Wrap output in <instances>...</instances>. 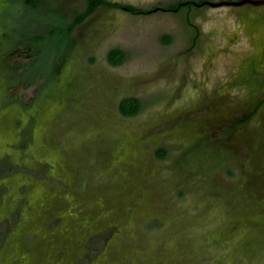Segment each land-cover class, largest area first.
Here are the masks:
<instances>
[{
	"label": "rangeland",
	"instance_id": "rangeland-1",
	"mask_svg": "<svg viewBox=\"0 0 264 264\" xmlns=\"http://www.w3.org/2000/svg\"><path fill=\"white\" fill-rule=\"evenodd\" d=\"M111 1L0 0V264H264V5Z\"/></svg>",
	"mask_w": 264,
	"mask_h": 264
},
{
	"label": "trees",
	"instance_id": "trees-1",
	"mask_svg": "<svg viewBox=\"0 0 264 264\" xmlns=\"http://www.w3.org/2000/svg\"><path fill=\"white\" fill-rule=\"evenodd\" d=\"M30 3L35 4L36 0H29ZM203 2V0L197 1V0H184V1H176L168 4L167 6H164V9L167 10H180L181 8L185 6H193V5H200ZM99 6H112V7H120L127 9L133 13H145L150 11V9H144L141 7H138L134 4H126L118 1H111V0H87V6L84 10H78L76 12L75 18L72 22H69L63 30H54L51 29V36L60 38L61 46L64 45V43H70L72 39V32L74 28L83 22L90 14H92ZM166 40L170 41L171 36L167 35ZM125 54L123 49L121 48H113L109 51L108 57L109 60L113 64H119L121 63L125 56L121 55ZM121 55V56H120ZM120 108L122 112L125 115H135L139 113V111L142 108V100L139 97L136 96H130L125 97L121 100ZM248 119V118H246ZM245 119V120H246ZM167 148L161 147L158 150V154L160 156H164L167 154Z\"/></svg>",
	"mask_w": 264,
	"mask_h": 264
},
{
	"label": "water",
	"instance_id": "water-1",
	"mask_svg": "<svg viewBox=\"0 0 264 264\" xmlns=\"http://www.w3.org/2000/svg\"><path fill=\"white\" fill-rule=\"evenodd\" d=\"M209 3L211 5L220 6V5H242L245 3H252L254 5H264V0H203L201 4ZM157 9V8H155ZM151 10V9H150Z\"/></svg>",
	"mask_w": 264,
	"mask_h": 264
}]
</instances>
